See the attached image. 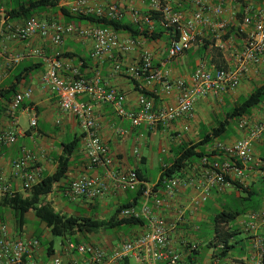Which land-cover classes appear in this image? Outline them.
<instances>
[{
	"label": "crops",
	"instance_id": "0c3cea01",
	"mask_svg": "<svg viewBox=\"0 0 264 264\" xmlns=\"http://www.w3.org/2000/svg\"><path fill=\"white\" fill-rule=\"evenodd\" d=\"M9 0H6L8 2ZM194 0H168L171 6L180 5L186 18H191L196 11L193 4ZM209 5H221L225 8L224 18L228 19L231 27H239L240 22L234 17V13L241 11V3L235 0H205ZM250 2L251 8L264 7V0H246ZM133 0L123 3L125 7L126 19L131 21V9ZM151 0L138 2L135 6L145 14L150 6ZM9 3V2H8ZM47 22H57L71 25L75 28H87L93 26L88 21H78L75 19L67 20L64 14H57L56 9H48L41 15H36ZM24 21H13L14 25H22ZM251 29L247 28L241 35L231 34L228 40L229 48L235 47L232 56L237 51L242 50L243 45ZM123 39L131 38L127 33L120 32ZM227 36V35H226ZM199 46L193 52L205 44V41L212 40V34L205 26L197 29ZM143 45L130 54H124L116 50L112 55L103 60L92 58L93 42L91 39L72 34L65 38L62 45H56L52 38H42L36 35L26 41H14L4 36L0 39V53L2 65L0 66V89L9 90L16 88L15 93L10 98L0 97V131L14 130L16 127L8 117L7 111L14 96L32 91V97L26 99L19 111L16 112L18 119L17 141L13 145L0 144V179H2L11 189L12 193L27 195L23 189V183L13 170L14 161L21 159L25 153H30L33 159L27 165V171L32 173L38 171L40 179L46 175L54 174L59 167V159L65 155L66 146L73 141H79V147L71 156L69 170L66 177L56 184L52 193L46 198L45 202L50 203L55 211L65 215L82 216L77 213L83 210L86 213H94L96 216H89L98 219L104 213H112L123 203H127L132 196V192L119 188L113 180H108L110 192L102 198L88 200L80 198L72 200L68 196L71 184L83 177L107 178L106 169L103 166L94 167L90 165L83 130L78 119L71 113L64 112L58 98L46 87L43 82V75L49 67L50 62L57 60L61 63L60 75L71 80L73 72L76 70L85 79H93L97 75L101 77V85L105 89H115L126 97L125 107L130 111H137L139 108V98L144 95L151 99L156 108L175 105L179 96L178 91L167 94L161 82H150L146 77L132 79L124 73L115 70L117 64L124 67L140 66L141 54L143 49L149 50L153 55V66L156 69L168 70L172 81L187 79L196 69L200 59L185 62L182 60H169V42L155 41L149 42L142 39ZM207 54V51L205 52ZM190 55V54H189ZM22 56L18 63H11L13 58ZM210 59V58H209ZM212 62L207 65L210 70L219 67L231 68L235 65V58L228 60L227 56L219 61L210 59ZM190 67V70H189ZM264 79V66L253 67L250 72L243 77L240 87L236 91H229L219 97L211 96L199 99L195 105L193 117L176 121L167 126H159L151 129L147 126L133 127L130 121L117 115L113 105L109 103H97L90 97L81 96L79 101L90 105L94 110V117L100 127L101 141L108 147L110 156L113 159L111 171L115 176L127 174L132 170H141L142 176L148 178L145 168L153 165L155 152L152 143L149 142L152 136L160 135L161 141L169 142V148L161 149L160 155L165 156L168 161L173 160L176 149L190 142H198L202 135L209 133L214 128L215 121L224 113L225 108H232L240 99L247 97L257 88ZM258 82V83H257ZM146 94H144V93ZM263 110L258 106L253 112V117H261ZM33 118L37 120V127H31ZM239 121H235V127L225 135L222 143H233L241 139L244 133L239 129ZM148 148V153L143 152L140 144ZM214 143V144H215ZM205 151L211 154L212 147ZM214 156L209 157L213 162L221 160L224 156L215 152ZM255 163L249 165L244 178L232 177L229 179V186L224 191L213 189L207 201L200 205L197 212H194V200L201 197V194L194 188L184 185L181 189L168 200L164 207L156 208L150 204L152 215L163 218L170 229L172 247L181 254L180 264H247L252 252V237L245 230L247 217L253 211L264 208V138L254 145ZM160 157V156H159ZM159 163L165 166L167 163L164 158H159ZM204 167L202 160H196L183 171L181 179L185 182L189 179H200ZM160 177V176H159ZM149 179V178H148ZM159 180V179H158ZM155 185L156 183H151ZM2 195L0 194V197ZM138 206L135 207H139ZM223 211L240 213L239 216L229 224L231 231L234 232L230 239L231 248L225 256L220 255L222 245L209 246V252L201 253L202 244L199 234L202 227L207 226L213 230L211 240L216 236L215 224L213 219L218 213ZM184 213L185 223L179 222L180 213ZM111 213V214H112ZM100 215V216H98ZM31 216V217H30ZM12 222L5 224L8 227L11 239H31L36 238L35 232L30 230L26 222L22 230L18 229ZM39 221L33 213L27 215V221ZM105 219V218H104ZM40 222V221H39ZM45 232L42 237L51 235L45 225ZM148 230V221L145 226L130 227L128 229L119 228L115 233L108 234L107 231H100L94 234L78 233L73 238L65 237L61 243V250L55 248L54 241L43 242L41 247L35 250L28 264H53L54 258L60 256L64 264L78 262L81 264L83 258L77 253L68 251V244L87 243L99 246L107 250H113L125 240H132L140 237ZM264 235V234H263ZM52 236V235H51ZM37 239V238H36ZM72 239V240H71ZM52 243L53 254L49 255L47 246ZM194 243L198 246L196 251L191 252L188 244ZM245 245V249L244 246ZM241 247V251H238ZM243 247V248H242ZM134 260H131L133 263Z\"/></svg>",
	"mask_w": 264,
	"mask_h": 264
},
{
	"label": "built area",
	"instance_id": "2783aa9c",
	"mask_svg": "<svg viewBox=\"0 0 264 264\" xmlns=\"http://www.w3.org/2000/svg\"><path fill=\"white\" fill-rule=\"evenodd\" d=\"M13 0H9L12 3ZM127 0H63L61 7L67 8L72 15L90 16L110 20L125 18L126 11L123 3ZM131 21L140 29L148 27L154 29L155 21L152 12L161 14L160 23L164 29H173L178 33V38L171 41L168 48V59L173 60L191 50L197 40V29L205 26L215 39L217 47L226 51V45L221 37L225 36L230 27L228 19L224 18L225 8L221 5L211 6L205 0H194L196 11L191 18H186L182 11H175L171 4L162 0H151L148 11L143 14L135 4L144 0H133ZM239 2L240 0H235ZM0 0V39L7 36L14 41H26L39 35L42 38L51 37L56 45H62L65 38L72 34L86 37L93 42L92 58L103 60L116 50L130 54L143 45L142 37L123 39L119 33L110 29L97 26L75 28L71 25L57 22H47L33 16L22 25L7 22V3ZM237 13H234V16ZM240 34L247 28L251 31L247 36L242 50L235 54V65L231 68H217L210 70L205 62L198 63L196 69L187 79L172 81L170 72L160 70L153 66V55L143 49L140 66L124 67L117 64L115 70L124 73L132 79L146 77L150 82H161L167 94L178 91L179 96L175 105L156 108L154 102L142 95L139 98L137 111L127 110L126 97L115 89H105L101 85V77L85 79L78 71L73 72V78L67 80L60 75L61 63L57 60L50 62L43 75L46 87L58 98L60 107L64 112L74 115L83 130L85 149L90 165L103 166L107 171V178L83 177L74 181L68 190L72 200L80 198L96 200L110 192L108 180H113L119 188L130 192L143 189L142 201L139 207H130L120 213L121 218L144 219L148 221V230L140 237L123 241L113 250L90 245L87 243L70 242L68 251L77 253L83 258L81 264H180L181 254L172 247L170 229L163 218L152 215L150 204L156 208L164 207L182 186L187 185L201 194L194 200V212L200 205L207 201L213 189L224 191L229 186L232 177L242 179L246 175L249 165L255 163L254 145L264 138V103L260 105L263 110L261 117H243L239 120V129L244 133L241 139L233 143H215L212 151L224 156L221 160L210 162L207 157L202 159L204 167L200 179L183 181L181 178L167 180L159 189L155 185L143 181L135 170L127 174L115 176L111 171L113 159L108 147L101 141L100 127L95 120L93 108L79 101L81 96L90 97L97 103L113 105L118 116L126 118L133 127L147 126L157 129L167 126L182 119L193 117L195 105L199 99L211 96L219 97L226 92L236 91L253 67L264 66V7L251 12L246 8L243 21L240 24ZM1 56V53H0ZM23 57L13 58L11 63H18ZM2 61L0 58V66ZM32 97V91L16 94L8 107V117L16 127L14 130L0 131V144L13 145L17 141L18 119L16 112L22 107L26 99ZM31 127H37V120L33 118ZM33 159L30 153H25L21 159L14 161L15 175L22 180L23 189L29 191L40 180L38 171L28 172L27 165ZM13 194L10 187L0 179V194ZM179 222L185 223L184 213H180ZM245 230L252 237V252L247 264H264V208L253 211L247 217ZM41 247V242L36 238L11 239L8 227L0 225V264H28L35 250ZM191 252L198 246L188 244ZM134 260L131 263V260ZM53 264H64L60 256L54 258ZM68 264H78L74 261ZM194 264H198L197 262Z\"/></svg>",
	"mask_w": 264,
	"mask_h": 264
},
{
	"label": "trees",
	"instance_id": "16d2710c",
	"mask_svg": "<svg viewBox=\"0 0 264 264\" xmlns=\"http://www.w3.org/2000/svg\"><path fill=\"white\" fill-rule=\"evenodd\" d=\"M63 0H13L12 3H7V22L24 21L33 16L41 15L48 9H59L67 17V20L88 21L93 26L110 28L118 33L123 32L130 35L132 38L142 37L149 42L165 41L171 43L172 40L178 38V33L173 29H164L160 23L161 14L159 12L147 11L145 14H153L155 21L154 29L148 27L140 29L139 26L126 19L110 20L99 18L94 15L81 16L72 15L67 8L61 7ZM163 1V0H162ZM240 0L241 11L237 13V19H240V24L246 13V3ZM181 5V4H180ZM178 5H172L175 11H182L185 8ZM1 20V19H0ZM240 27H229L226 38L229 39L231 34L241 35ZM215 43V39L206 40L197 52L189 50L186 53L196 56H203L208 50L210 43ZM221 68V67H219ZM15 86L9 90L0 89V97L10 98L15 93ZM144 93V92H143ZM146 94V93H144ZM264 103V79L262 83L255 88L247 97L239 100L234 107L227 113L226 118L213 130L201 137L198 142L184 143L180 145L176 151L173 160L161 168L159 180L155 184V188L159 189L163 184L171 178H181L183 171L196 160H202L204 157L214 156L205 151L208 147H213L217 141H222L226 134L229 133L231 122L239 121L243 117H250L252 112L261 104ZM239 123V122H238ZM79 141L75 140L66 146L65 155L59 159L58 170L52 175L43 176L33 187L27 191V195L23 194H5L0 197V206L8 208L13 212V219L16 227L22 230L27 222V215L33 213L35 217L45 225L50 234L54 237H70L73 238L76 234H96L100 231H109L127 227L145 226L144 219L121 218L120 213L127 208L138 206L142 201L143 189H139L132 193L129 201L120 205L107 219H98L89 216L65 215L55 211L50 203L45 202V198L53 192L56 184L66 177L69 170L70 159L74 151L79 147ZM138 176L148 183L149 179L142 176L141 170H136ZM240 213H231L223 211L218 213L213 222L215 224L216 236L209 243V246L222 245L220 251L221 256L228 254L231 245L230 239L234 232L231 231L229 224L232 223ZM41 241V234L36 236ZM72 240V239H71ZM76 242V240L74 241ZM44 244V242H42ZM52 243H48L50 246ZM53 246L48 248L49 255L53 254Z\"/></svg>",
	"mask_w": 264,
	"mask_h": 264
},
{
	"label": "rangeland",
	"instance_id": "374dc122",
	"mask_svg": "<svg viewBox=\"0 0 264 264\" xmlns=\"http://www.w3.org/2000/svg\"><path fill=\"white\" fill-rule=\"evenodd\" d=\"M163 1L165 3H168V4L170 3V2H168V0H163ZM243 2L246 3L247 8H249L251 12H255V11H257V9H259V7L251 8L250 2H247L246 0H244ZM56 10H57V14L58 15H60V14L62 15L63 14L61 10H59V9H56ZM234 17L237 19V14ZM237 20L240 22L239 18ZM226 35H229L228 32H227ZM226 35L221 37L222 42L226 45V49L227 50L225 52L221 51L217 47L216 43H212L211 42L210 43L211 45L209 46V48L207 50V54L205 53L203 56H198V55L196 56V54L195 55H191V54L189 55L188 53H185V54H183V55H181V56H179V57H177L176 59H173V60H182V61H185V62L189 63L192 60L200 59L201 62L202 61L205 62L206 65H208L209 62L210 63L212 62V60L210 61V59L219 61L220 59H222L225 56H227V59L231 60V59L235 58V56L233 57L231 54H232V52H234V49L237 46L234 45V47L229 48V46H230V44H228L229 43L228 42L229 39L226 38L227 37ZM197 46H199L198 37H197V40L194 43V46H193V48L191 50L195 49V47H197ZM189 70H190V67H189ZM230 109H231L230 107L223 109L224 113L215 121L214 127L218 126L221 122H223L225 120L226 113ZM234 127H235V122H231L229 131L233 130ZM205 134H203V135H205ZM149 142L152 143V145L154 147L155 160L153 162V165H151V166L149 165L148 167L145 168V171L147 172V175H148V178H149L150 182L151 183H156L158 181V179H159V176H160V173H161V168H162V165L159 163V158H164L167 164L170 162V161H168V159L165 156L160 155L159 151L161 149H164V148H169V144L170 143L167 142V141H164V140L161 141V136L160 135L152 136L151 140L149 139ZM140 148H141V150H143V152L148 153V148L143 145V142L140 144ZM77 213L80 214V215L96 216L95 212L91 214V213H86L83 210H78ZM111 213H112V211H108L107 213H104L103 215H101V216L98 215V216H100L99 218L107 219L110 216ZM10 215L13 218V212L10 209L0 206V222L4 221L5 224H6L7 221H8L7 223L12 222V219L9 218ZM33 220L34 219H29L28 218V221H27L28 227L30 228V230H33V232H35V234L37 236L39 234H41V236H42L43 233L45 232V230L43 228V225L41 224V222L36 221V220L33 221ZM122 228L126 230V229H128L130 227L124 226ZM107 232H108V234H113V233H115V230L112 229V230H109ZM212 235H213V230L212 229H210L207 226H203L202 227L201 233L199 234V238L202 241V244L200 246L201 253L209 252L208 244H209V241L211 240V236ZM42 238L41 239L43 240V242H48L49 240L52 239L54 241L55 248L57 250H61V243L66 240L64 237H54V236H51V235H47L46 237H42ZM99 246H101V245H99ZM243 247L245 249V245ZM238 251H241V247H238Z\"/></svg>",
	"mask_w": 264,
	"mask_h": 264
}]
</instances>
